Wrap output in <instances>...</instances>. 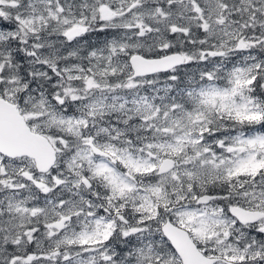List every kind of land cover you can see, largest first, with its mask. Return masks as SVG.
I'll use <instances>...</instances> for the list:
<instances>
[{
	"label": "snow or ice",
	"instance_id": "1",
	"mask_svg": "<svg viewBox=\"0 0 264 264\" xmlns=\"http://www.w3.org/2000/svg\"><path fill=\"white\" fill-rule=\"evenodd\" d=\"M0 264H264V0H0Z\"/></svg>",
	"mask_w": 264,
	"mask_h": 264
}]
</instances>
